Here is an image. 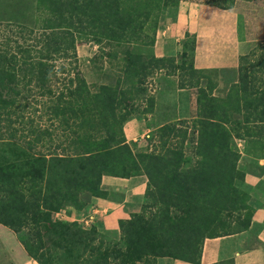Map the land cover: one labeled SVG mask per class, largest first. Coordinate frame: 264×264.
Returning <instances> with one entry per match:
<instances>
[{
    "label": "trees",
    "instance_id": "trees-1",
    "mask_svg": "<svg viewBox=\"0 0 264 264\" xmlns=\"http://www.w3.org/2000/svg\"><path fill=\"white\" fill-rule=\"evenodd\" d=\"M181 1L192 0H1L0 141L11 142L16 132L24 139L25 132L33 150L51 129L57 139L48 142L59 141L52 151L63 152L39 151L33 160L22 152L19 162L0 165V225L38 264H155L160 258L199 264L205 239L249 227L253 210L237 186L244 178L236 167L237 140L246 155L264 158V41L258 54L240 56L238 81L225 98L198 103L190 156L183 146L187 127L178 150L167 147L162 133L161 152L129 144L123 134L132 117L127 103L144 93L140 76L173 61L139 51L153 48L159 19ZM204 3L218 7V0ZM77 35L127 48L122 82L90 90L77 66ZM191 72L196 84L204 78V70ZM139 175L147 179L143 199L151 205L120 221L117 231L84 230L53 217L102 198L103 176Z\"/></svg>",
    "mask_w": 264,
    "mask_h": 264
},
{
    "label": "rangeland",
    "instance_id": "rangeland-1",
    "mask_svg": "<svg viewBox=\"0 0 264 264\" xmlns=\"http://www.w3.org/2000/svg\"><path fill=\"white\" fill-rule=\"evenodd\" d=\"M188 3L205 5L204 0H192L181 1L177 6L168 7L159 19L158 29L165 20V23L171 22L170 18L174 17V11H172L171 8L176 9L178 6H186ZM216 5L220 7L219 9L234 10L235 16L237 10L238 39L245 42L246 54L256 52L257 44L260 41H264V0H218ZM168 14H170V17L167 16ZM184 38L185 39L182 41L179 40L182 44L181 52L175 53L172 57H164L173 60L171 63L165 61L162 63L159 71L156 70L152 74L146 72L140 76L138 87H144L142 98H139L140 100L136 99L135 101H131L126 105V107L131 104L133 105L131 108L132 117L123 127V134L127 143L130 144L133 142L136 143L139 148L143 149L147 147L155 150V152H161L159 143L160 135L164 133L165 137L163 140L168 143L167 147H173V149L178 150L180 141L182 140V132H184L185 127H187V135L183 146L184 149L187 148L185 149L187 150L186 155L190 156L192 153L189 149L190 140L192 139L190 128L193 120L197 117L198 103L201 102L202 104L206 102L207 98H225L231 86L238 81V69H209L204 70L200 75L204 78L200 79L196 84L197 77L192 75L191 72L192 68H194L192 58L194 39L189 33H185ZM128 48V50L131 51L133 47L131 46ZM125 49L127 48L116 46L113 43H106L99 38L89 36L83 37L81 35L76 36L77 66L81 76H83L92 92H97L102 86H115L122 82L121 79H123L125 73L123 61L125 58L123 51ZM139 52L143 55L152 54L155 56L153 48H145L144 51L140 50ZM256 54L258 53L256 52ZM155 65L154 63V66ZM180 83H192L195 87L177 89ZM180 90H191L192 95H190V97L184 96L185 99L180 98L178 95ZM178 98H180V103L183 104L182 107L184 108H188V102L190 100L194 103V111H192L193 113L187 118L184 117L186 112L181 109L178 110L177 108ZM136 105L138 106L136 107ZM137 108L139 110H137ZM144 111L145 113L142 114ZM236 119H241V117L236 115ZM177 124L178 126H176ZM228 127H230V125H228ZM10 128L14 129L15 125L14 127L10 126ZM20 128H25V126L23 127L21 125ZM49 130V133L54 135L55 131ZM16 133L11 142L0 141V165L7 162H19L18 160L24 157L26 160H33L35 158H29L33 156V154H37L39 151L40 153H47V151H52L53 147L59 144V141L50 144L48 140H50L53 135L47 136V134H43L40 136V141L36 143L37 145L34 146L33 150H30L26 143L28 135L24 132L23 134L26 138L23 139L17 137L19 133ZM54 136L55 139H57V136ZM33 138V136L30 137L31 140ZM44 140H47V142ZM262 149L264 150V147ZM239 150L241 154L242 152L244 153V147L239 146ZM22 152H25L24 157L20 155ZM55 152L59 154L63 153L60 152V149L58 151H52V153ZM101 186H103V193L101 194L103 199L119 203L123 200V192L115 191L105 185ZM143 198L144 195L138 204L137 210L130 214L129 219L133 214L140 213L146 205H151L152 200L148 199L147 202H144ZM97 199L98 198L95 197H89L87 205L83 210L75 211L64 209L55 213L53 217L58 221H75L84 229L82 227V221L85 222L90 217L96 218L97 216V210L99 209ZM146 215L148 214L146 213ZM248 216L249 214L246 215V217ZM90 229L96 230L99 233L105 232L98 224L95 225L94 223H89L88 226L85 225L84 230ZM6 230L9 236L7 233H4L5 231L0 226V264H38L25 252L15 234L8 229Z\"/></svg>",
    "mask_w": 264,
    "mask_h": 264
},
{
    "label": "crops",
    "instance_id": "crops-1",
    "mask_svg": "<svg viewBox=\"0 0 264 264\" xmlns=\"http://www.w3.org/2000/svg\"><path fill=\"white\" fill-rule=\"evenodd\" d=\"M171 9L174 17L169 23L165 20L156 34L153 46L156 57H172L181 52L179 40L185 39V33H189L194 39L193 65L196 69L238 68L240 56L246 54V46L238 39L237 10L235 16L234 10L196 3ZM178 95L185 99L192 94L191 90H180ZM180 98L177 108L186 112L184 117L187 118L194 111V103L190 100L188 108H184ZM239 146L244 147V143H239ZM236 167L244 174L243 181L237 186L248 194L253 210L250 225L239 233L205 239L199 264H264V158L251 157L242 152ZM101 185L123 192L124 198L120 203L98 198L99 209L92 223L106 231H117L119 221L129 219L130 214L137 210L147 179L144 175L130 178L103 176ZM0 226L7 233V228ZM155 264L194 263L160 258Z\"/></svg>",
    "mask_w": 264,
    "mask_h": 264
},
{
    "label": "built area",
    "instance_id": "built-area-1",
    "mask_svg": "<svg viewBox=\"0 0 264 264\" xmlns=\"http://www.w3.org/2000/svg\"><path fill=\"white\" fill-rule=\"evenodd\" d=\"M239 142H240V143H244L243 141H238V143H239ZM238 145H239V144H238ZM92 221H93V218H92V217H90V218H89L88 220H86L85 222L82 221V223H83V226H82V227L85 229V225L88 226V224H89V223H92Z\"/></svg>",
    "mask_w": 264,
    "mask_h": 264
}]
</instances>
